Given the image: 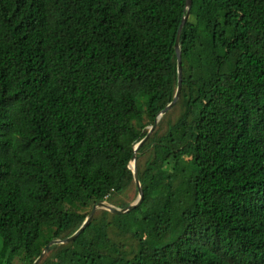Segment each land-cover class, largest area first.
<instances>
[{
    "label": "trees",
    "instance_id": "trees-1",
    "mask_svg": "<svg viewBox=\"0 0 264 264\" xmlns=\"http://www.w3.org/2000/svg\"><path fill=\"white\" fill-rule=\"evenodd\" d=\"M182 24L196 122L169 155L185 187L138 171L143 202L116 214L147 231L137 256L73 247L106 242L91 219L52 264H264V0H0V264H34L134 178L153 141L135 148L178 90Z\"/></svg>",
    "mask_w": 264,
    "mask_h": 264
},
{
    "label": "rangeland",
    "instance_id": "rangeland-1",
    "mask_svg": "<svg viewBox=\"0 0 264 264\" xmlns=\"http://www.w3.org/2000/svg\"><path fill=\"white\" fill-rule=\"evenodd\" d=\"M187 96L188 90H186L185 94H182L181 91L176 104L159 117V121L156 123L155 128H153V126L148 127L151 131L148 139L141 145L139 143L137 146L140 145V148L143 145H148V143L152 141L153 144L149 147H145L144 152L137 155V158L131 162V170L133 172L138 170L143 173L146 184H150V186L154 185L157 189H159L160 185L172 182L174 188L181 190L185 187V182L190 177L187 171L180 170L176 167L177 159H175L174 155H169L170 150L178 151L182 148H186L192 140L189 136L194 133L191 126H195L196 116L192 114L189 118H185L188 108ZM172 137L176 140L175 143L170 141ZM133 162L134 164H132ZM188 164L189 157H186L182 162V166L186 167ZM139 187L140 184L136 181L134 176L121 191H114L104 200L100 201L104 202V204H99L97 206L92 219H94L95 222L105 221V223L109 224L106 242H97L95 234L93 233H87L83 237V243L75 242L72 244L75 239L70 241L60 240V242L56 243V246H50L47 249L44 256L37 264H52L59 252V247L70 244L79 249L113 253L127 260L134 259L141 249L140 238H145L147 236V231L141 230L139 235H136L133 230L125 228L116 215L118 213L114 212L111 208L123 209L137 202L140 198ZM141 187H144L142 182ZM156 197L154 196V204L161 200L158 201ZM176 202L178 203L179 209H177L179 211L189 207L191 204L189 197L183 192L178 193ZM96 203L98 202L91 200L87 204V207L80 210L79 213L91 212ZM78 223V219L73 222L74 225ZM69 231L70 230L66 233ZM16 264H23V261L16 259Z\"/></svg>",
    "mask_w": 264,
    "mask_h": 264
},
{
    "label": "water",
    "instance_id": "water-1",
    "mask_svg": "<svg viewBox=\"0 0 264 264\" xmlns=\"http://www.w3.org/2000/svg\"><path fill=\"white\" fill-rule=\"evenodd\" d=\"M192 1H193V0H187V4H188L189 8H190L191 5H192ZM186 18H187V16L185 17V20H186ZM182 28H183V24L180 26L179 34L177 35V40H176V50H177V53H178V67H179L178 90H177V93H176V95H175L173 101H171L170 104H168V105L164 108V110H162V112L159 114V116L156 118V121H155V124L153 125V128H155V125H156V123L159 121V117L162 115V113H164L166 110L170 109L172 106H174V105L176 104V102H177V100H178V98H179V96H180V94H181V91H182V86H183V65H182V53H181V48H180V33H181V31H182ZM153 128H152V129H153ZM150 132H151V131H150ZM150 132H149V134L144 138V140L140 143V145H141L144 141H146V139H148V137H149V135H150ZM140 145H139V146H140ZM139 146H136V148H135L136 151H137V149L139 148ZM136 158H137V152L134 154V156H133V160H135ZM134 175H135V179H136V181L140 184V187H139L140 198H139V200H138L137 202L133 203V204L128 205L126 208H123V209L111 208L114 212H116V213H124V212L130 211V210H132V209L138 207L139 205H141V203L143 202V199H144V191H143V188L141 187V182H140V178H139L138 170L134 171ZM99 204H104V202H98V203H96V204L93 206V208H92V210H91V212H90V214H89V216H88L86 222H85V223H84V224H83V225H82V226H81V227H80V228H79V229H78L73 235L67 237V238L64 239V240H66V241L73 240V239H75L77 236H79V235L82 233V231L87 227L88 223L91 221V219H92L94 213L96 212L97 206H98ZM58 242H60V240H54V241L50 242V243L44 248L42 254L39 256V258L35 261L34 264H37V263H38V261L44 256L45 252L47 251V249H48L52 244H54V243H58Z\"/></svg>",
    "mask_w": 264,
    "mask_h": 264
},
{
    "label": "bare ground",
    "instance_id": "bare-ground-1",
    "mask_svg": "<svg viewBox=\"0 0 264 264\" xmlns=\"http://www.w3.org/2000/svg\"><path fill=\"white\" fill-rule=\"evenodd\" d=\"M162 115H163V113H162ZM162 115H161V116H162ZM132 164H134V162H133Z\"/></svg>",
    "mask_w": 264,
    "mask_h": 264
}]
</instances>
